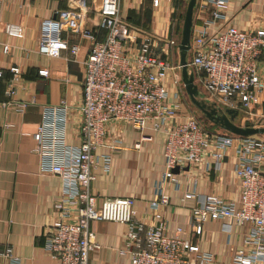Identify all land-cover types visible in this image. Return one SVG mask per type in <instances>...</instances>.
<instances>
[{
  "label": "built area",
  "instance_id": "1",
  "mask_svg": "<svg viewBox=\"0 0 264 264\" xmlns=\"http://www.w3.org/2000/svg\"><path fill=\"white\" fill-rule=\"evenodd\" d=\"M3 1L0 0V27L8 35L19 36V24L1 19ZM158 3L154 0V5ZM120 4L121 0H99L96 5L88 0H69L67 9L41 24L39 51L44 55L60 57L69 51V58H75L80 46L70 43L67 32L91 41L83 60L82 101L77 106L80 144L68 142L67 123L72 105L65 100L43 106V118L34 134L33 151L40 157L42 171L63 181L62 195L52 206L54 220L46 234V250L58 264H89L91 253L100 248L91 223L111 221L127 227L122 252L130 254V264H194V255L195 264L213 260L211 253L182 236L181 226L169 233L163 214H157L156 223L140 219L134 197L101 198L93 192L96 169L102 166L109 172L114 155L122 149L121 136L111 126L125 123L143 136L147 130L165 136V170L155 183L153 209L169 205L170 192L179 190L178 175L186 167H219L229 151L235 150L233 172L241 185L239 205L219 194L200 195L197 180L184 192L182 200H196L190 225L197 235L203 233L208 219L220 221L229 233L235 226L248 225L241 248L232 254L231 264H264V139L227 131L211 132L188 110L180 92L175 93L177 101H171L168 73H175L178 85L180 79L175 71L181 69L180 62H173L174 49L180 53L175 24L172 23V35L161 41L160 49L152 34L134 32L135 28L122 17ZM229 4L230 0H202L203 17L199 24H193L188 66L206 100L222 108L245 111L249 119L264 102V78L259 66L264 53V29L254 32L229 24ZM92 10L99 13V30L105 32L104 38L99 37V30L95 32L86 24ZM9 48L4 44L5 52ZM8 70L11 77L5 89L7 99L0 97V106H16L23 111L35 100L12 98L18 92L23 73L16 65ZM4 72L0 69V77ZM39 73L48 75L49 70ZM101 149L104 151L99 154ZM0 256L10 260L7 264H20V257L13 255L10 245L0 251Z\"/></svg>",
  "mask_w": 264,
  "mask_h": 264
},
{
  "label": "crops",
  "instance_id": "2",
  "mask_svg": "<svg viewBox=\"0 0 264 264\" xmlns=\"http://www.w3.org/2000/svg\"><path fill=\"white\" fill-rule=\"evenodd\" d=\"M90 3L99 0H88ZM186 0H121L122 17L135 29L144 31L156 38L161 49L163 42L172 35V23L179 21L181 5ZM197 0L194 10V24L202 19L200 4ZM69 7V0H4L1 8L3 22H13L22 27V34L11 36L0 27V69L5 76L0 78V97L7 99L5 89L11 76L9 67L19 66L22 70L18 92L12 98L31 101L23 111L16 106H0V251L7 245L12 246L13 255L20 257V264H58L45 248V238L49 225L54 220L53 204L61 197L62 179L52 173L43 172L40 157L34 153V134L43 118V106L56 105L68 101L72 105L67 123V137L71 145L80 144L79 112L77 106L82 101L81 83L84 78L83 60L87 57L91 41L81 35L67 32L70 43L80 46L78 55L70 59L65 51L60 57H50L39 51L41 24L46 19L56 17V13ZM227 22L244 30L264 29V0H230L226 11ZM177 17V18H176ZM176 21V24H177ZM99 13H89L87 26L98 32ZM179 28V23L177 24ZM99 37L105 32L99 30ZM4 44L10 45L7 52ZM180 53L173 55V62ZM260 75L264 78V53L260 57ZM49 70L41 75L40 70ZM176 72V71H175ZM177 74V73H176ZM175 73H168L167 84L170 99L176 102L178 91ZM262 105L259 107L263 106ZM111 130L121 136L122 149L113 157L109 172L102 166L96 169V180L92 190L104 197H134L137 216L148 222L156 223L157 214H163L168 231L181 226L182 236L199 244L202 251L212 254L208 264H231L234 250L241 248L242 238L248 231V225L233 228L231 233L222 228L220 221L208 219L204 231L197 235L190 225L191 208L195 199L182 200L184 192L197 180V192L219 194L234 201H241V185L233 172L236 153L231 149L219 167L191 166L178 175L179 190H171L169 205L153 209L151 201L155 199V183L165 170L163 133L147 130L143 136L130 124L114 123ZM104 150H99V154ZM171 188V185H168ZM192 188V187H191ZM92 230L100 248L90 255L89 264H130V254L123 253L125 247L124 224L111 221H94ZM196 255L191 263L196 262ZM10 263L0 256V264Z\"/></svg>",
  "mask_w": 264,
  "mask_h": 264
},
{
  "label": "water",
  "instance_id": "3",
  "mask_svg": "<svg viewBox=\"0 0 264 264\" xmlns=\"http://www.w3.org/2000/svg\"><path fill=\"white\" fill-rule=\"evenodd\" d=\"M197 0H189L185 12L182 38L179 44L180 49V66L181 78L185 86V90L189 95L191 102L214 124L223 130L239 136H255L264 134V127L259 126H240L235 123L239 110L235 108H222L215 102L203 99L199 86L195 81V74L189 70L188 55L191 50V37L194 24V10ZM189 169V167H186ZM179 172V169H175Z\"/></svg>",
  "mask_w": 264,
  "mask_h": 264
},
{
  "label": "rangeland",
  "instance_id": "4",
  "mask_svg": "<svg viewBox=\"0 0 264 264\" xmlns=\"http://www.w3.org/2000/svg\"><path fill=\"white\" fill-rule=\"evenodd\" d=\"M188 1L189 0H186L181 5V10L179 11V14H180L179 21H177V19H175L174 35H175L176 41L179 42V44H180V41L182 38V27H183V22H184V17H185V12H186ZM176 21H177V24L179 23V28L177 27ZM174 52H175V49H174ZM189 58L191 59V53H189V55H188V59ZM178 63H179V54H177V56L174 60V64H178ZM180 70L176 71L178 73L179 79H180L178 82V88L181 91V97L185 101L188 110L200 121V123L202 124V126L205 129H207L209 131H213V132L225 131L218 126L214 127L213 126L214 124L191 102L189 95L187 94V92L185 90V86H184V83H183L182 78H181V71ZM199 89L202 92L203 88L201 87V85H199ZM203 99H205V98L203 97ZM253 112L257 113V114L254 115L252 118L247 119V117H246L247 113L245 111H239V115L236 117L235 123L240 125V126L264 127V105L261 107H257V109H254ZM256 136L264 139V134L256 135Z\"/></svg>",
  "mask_w": 264,
  "mask_h": 264
},
{
  "label": "trees",
  "instance_id": "5",
  "mask_svg": "<svg viewBox=\"0 0 264 264\" xmlns=\"http://www.w3.org/2000/svg\"><path fill=\"white\" fill-rule=\"evenodd\" d=\"M10 75H11V73H10ZM4 76H5V72H4L3 77H4ZM10 77H11V76H10ZM10 77H9V79H10ZM0 78H2V77H0ZM9 79H8V80H9ZM213 124H214V123H213ZM213 126L216 127V126H218V125L214 124ZM218 127H219V126H218ZM211 132H213V131H211ZM255 136H256V135H255Z\"/></svg>",
  "mask_w": 264,
  "mask_h": 264
}]
</instances>
